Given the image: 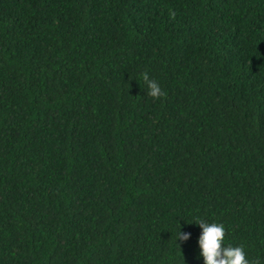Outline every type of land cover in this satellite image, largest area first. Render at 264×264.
<instances>
[{"label":"trees","instance_id":"trees-1","mask_svg":"<svg viewBox=\"0 0 264 264\" xmlns=\"http://www.w3.org/2000/svg\"><path fill=\"white\" fill-rule=\"evenodd\" d=\"M200 219L264 264V0H0V264H204Z\"/></svg>","mask_w":264,"mask_h":264},{"label":"clouds","instance_id":"clouds-1","mask_svg":"<svg viewBox=\"0 0 264 264\" xmlns=\"http://www.w3.org/2000/svg\"><path fill=\"white\" fill-rule=\"evenodd\" d=\"M171 17H175V12H169ZM143 80L146 84L147 95L154 99H159L165 95L159 84L149 78L147 73L143 74ZM202 232L198 238V244L201 249L200 255L204 258V264H260L259 260L249 261L246 259V253L243 245L240 246H222L225 238V230L223 224L208 223L205 220L195 221ZM190 233L178 232L177 238L180 240H188Z\"/></svg>","mask_w":264,"mask_h":264}]
</instances>
